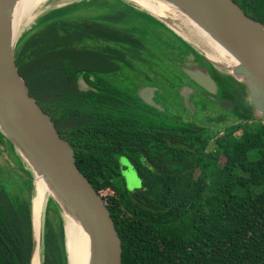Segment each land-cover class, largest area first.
I'll use <instances>...</instances> for the list:
<instances>
[{"label": "trees", "instance_id": "trees-1", "mask_svg": "<svg viewBox=\"0 0 264 264\" xmlns=\"http://www.w3.org/2000/svg\"><path fill=\"white\" fill-rule=\"evenodd\" d=\"M233 1L264 26V0ZM136 11L143 15L138 24ZM151 22L197 54L123 0H79L43 13L20 33L15 64L103 200L120 239L121 264H264V122L240 120L219 129L210 120L171 117L126 91L105 88L109 84L85 63L84 39L97 63L109 61L117 43L125 63L127 56L143 60L145 42L157 37H148ZM79 69H93L103 84L80 91L74 84ZM15 155L25 177L14 171L0 180V264H29L31 250V174ZM121 156L135 166L139 188H125ZM64 245L62 219L48 199L41 264H66Z\"/></svg>", "mask_w": 264, "mask_h": 264}, {"label": "water", "instance_id": "water-1", "mask_svg": "<svg viewBox=\"0 0 264 264\" xmlns=\"http://www.w3.org/2000/svg\"><path fill=\"white\" fill-rule=\"evenodd\" d=\"M19 1L0 0V133L31 174L29 264H33L34 258L37 264L42 261V223L48 199L58 209L62 224L68 218L73 219L85 234V264H121L120 239L103 200L77 168L73 147L29 94L17 70L14 45L20 35L19 25L15 27ZM123 1L161 22L197 51L196 58L201 64L190 61L180 69L189 81L203 90L205 98L228 111H235L239 119L264 122L263 24L247 16L233 0H162L223 50L231 63L222 67L213 63L192 39L176 31L169 19L133 0ZM220 68L226 72L222 73ZM215 73L228 77L229 81L224 77L223 80L229 85V92L224 82L215 81ZM78 85L81 90L86 88L81 77ZM189 86L183 85L179 95L183 106L193 112ZM154 89L142 87L138 96L144 104L161 110L152 99ZM241 102L246 103L245 109ZM36 181H40L46 190L37 215L33 206ZM63 237L66 264H69L65 232Z\"/></svg>", "mask_w": 264, "mask_h": 264}, {"label": "flooded vegetation", "instance_id": "flooded-vegetation-1", "mask_svg": "<svg viewBox=\"0 0 264 264\" xmlns=\"http://www.w3.org/2000/svg\"><path fill=\"white\" fill-rule=\"evenodd\" d=\"M158 30L160 31L159 32L160 36L155 37L154 39H156V38H159V40H160V38L163 39L162 43L163 44L165 43V47L164 46L160 47V49L163 50V54H160L161 55L160 58H161V61L165 60V62H166V61L170 60L168 58V55H165L169 50L168 49V47H169L168 42L170 40H173V38L170 37L171 38L170 39L167 36L166 32L165 31L163 32L162 29H158ZM110 43L112 46L114 45V43L112 41ZM146 43L151 44L147 41H146ZM172 45H173L172 50H174L176 48L175 51L179 52V54H177V52H173L172 58L169 61V64L172 65L176 69L175 70L176 73H179L177 75L178 78L175 81H174V79H171V78H170V80L168 78L162 79L160 74L158 75V74L154 73V70L151 69V66L145 65V64H140V63L138 64L137 63L138 60L134 59L133 57L127 56V59L130 61L125 63L123 60V56H122L124 48H123L122 44H119V43L116 44L117 50L115 49V53L111 54L110 58L108 55L107 58H109V61L106 58L103 60V62H105L104 64H102L103 62L101 60H100L101 63H97V62H95L96 60H93L95 54H94L93 50L90 49L92 46V42L90 41V44L86 43V46L88 49L86 52L85 63H87V66H89V67L93 66L94 67L93 69H96V71H98L99 75L101 74L102 81L109 84V86L104 85L105 88H117V89H119L118 86L115 85V83H114V81H116V76H117V74L115 72H117L118 70L124 69V72L121 75V79L126 84V88H127L126 92L131 97L135 98V96H136L138 99H140L138 96V91L140 88L147 87V86L154 87L155 89L152 91V99L155 103H157L161 107V110H159L157 108H155V109L167 114L166 110L168 107H176L179 111L181 109V110H184L186 113L191 114L193 112H190L186 107L183 106L182 99L179 95V89L185 84L190 85L189 86L191 88V93L189 96L190 100L197 99V98L198 99L203 98V97H205V94L200 87H198L197 85L193 84L191 81L188 80V78L182 73L180 67H182L183 65H187L188 62H190V61L192 63H198V64H201V62L197 60V58L195 57V54H192L191 48L189 49V46H187L185 43H181V45H178V44H172ZM147 47H150V46L147 45ZM185 48L188 49L189 51H187ZM165 57H166V59H164ZM89 61H91L92 64H90ZM152 64L155 65V63H152ZM92 70L79 69L76 71L74 84L79 89L78 80L81 77L83 82H84V85L86 87L84 90L79 89L80 91H84V92H86L88 90L94 91V92L96 91L95 87H97L96 83H98V81L92 75V73H91ZM130 73L135 76L136 82L131 81ZM141 77L144 79V82H142V83H140ZM153 77H155V79ZM216 78L214 77L215 81L220 82L219 78L218 77H216ZM150 80H152V81L149 82ZM103 82H99L97 85H101V84H103ZM93 84H94V86H93ZM221 85L224 87V85L220 83V86ZM172 86H174V88H172ZM226 89L229 90V88H226ZM160 96H164V100ZM166 97L168 98V100H166L167 99ZM140 101H141V99H140ZM169 102H173V103L169 104ZM166 105H167V107H166ZM193 105H194V103H193ZM176 117H178V116H176ZM178 118H181V116H179ZM218 119H222V121H225L224 120L225 116H217L215 118L214 122L217 123L216 121ZM187 120L202 124V123H205L208 119L204 118L201 121H195L194 119H187ZM59 121L61 122V120H59ZM63 124H64V122L62 123V125ZM0 153L7 155L6 159H9V161L6 160L4 162H0V180L2 177L7 176L8 172L13 173L14 171H16L17 174H20L21 176L25 177L24 174H22L23 172L21 171V169H19L18 166L16 165L17 164V158L15 155L16 153L14 154L13 150L7 149V148H2V149H0ZM0 184H3V183H1V181H0ZM4 189H6L5 186H4Z\"/></svg>", "mask_w": 264, "mask_h": 264}, {"label": "rangeland", "instance_id": "rangeland-1", "mask_svg": "<svg viewBox=\"0 0 264 264\" xmlns=\"http://www.w3.org/2000/svg\"><path fill=\"white\" fill-rule=\"evenodd\" d=\"M75 1H79V0H41L39 2V4L37 5L36 12H35V15H34L32 22L34 23L35 22L34 20H36L40 15H42L43 13H46L47 11H49L53 8H57V7H60V6H63V5H66V4L75 2ZM98 4H99V1L93 3V5L97 9H103V5L98 6ZM92 12H90V14ZM141 17H143V15L136 11L133 19H134V21L137 19V21H135L134 24L140 23L141 19H139V18H141ZM32 22H31V24H32ZM31 24L27 23L24 27L25 29L21 28V30L19 32L20 33L24 32L29 27V25H31ZM158 29H159L158 25L154 22H151L149 24V28L147 26L146 32L148 33V37L152 39V38H154L155 34L157 37H159L160 34L156 33V31L160 32ZM166 34L169 38L170 37L173 38L171 36L172 34L170 32H166ZM162 41H163L162 38H160V40H159V38H157V39H154L153 41L147 40V42H149L151 44H148L146 42L145 43H146V45H149L150 47H148V49L144 48V50L143 49L141 50L140 57L143 60L139 59L137 63L138 64L141 62H145L147 64L149 63L151 65V69L154 70V73L158 74V75L160 74L162 79L168 78L170 80V78H171V79H174V81H175L178 78L177 75L179 73H176V71H175L176 69L174 67L173 68L170 67L169 61L171 60L172 53H173V51H172L173 45L172 44L181 45V43L176 38H173V40H170L168 42L169 43V47H168L169 50L165 55H168V58L170 60L165 62V60L161 61V58H160V56H161L160 54H163V50H161L160 47H162V46L165 47V43L163 44ZM84 42H85V44L86 43L90 44V41L88 39H84ZM189 49H190V47H189ZM186 50L189 51L188 49H186ZM196 56L197 55H195V57ZM164 59H166V57ZM89 63L92 64L91 61H89ZM152 63H155V65H153ZM207 66L209 67V64H207ZM220 71L222 73L226 72L223 68H220ZM123 72H124V69L118 70L117 72H115L117 74V76H116V81H114V83H115V85L118 86V88L120 90L127 91L126 84L121 79V75L123 74ZM215 76L218 78H219V76H221L222 78L224 77L226 80L229 81L227 76H223V75L217 74V73H215ZM130 77H131V81L136 82L135 76L132 75L131 73H130ZM153 78L155 79V77H153ZM151 81L152 80H150L149 82H151ZM142 82H144V79L141 77L140 83H142ZM229 90H226V91L229 92ZM227 95L233 99V96H231V93H228ZM160 97L164 100V96H160ZM222 98H225V96L222 95ZM166 100H168V98ZM191 102L194 103V111L191 114L186 113L184 110H181L180 108H179L180 109V111H179L176 107H168L166 110V113L171 117L181 116V119H194L195 121H201L204 118H206L212 122L215 121V118L217 116H225V119H224L225 121L216 123V126H217V128L219 127V129L223 128L224 124H231V123H234L235 121H240V120L243 121L242 119H239L235 115V111H231V110L228 111V110L220 107L215 102L210 101L209 99H207L205 97L199 98V99L198 98L192 99ZM171 103H173V102H169V104H171ZM242 105H243V108L245 109L246 103H242ZM166 107H167V105H166ZM243 116H245V115L243 114ZM58 129H60V128H58ZM240 131H241L240 129L238 131H236V135H238ZM218 134L219 135L222 134V131H219ZM0 145H2L3 148L13 150L10 147L9 143L4 139V137L1 133H0ZM0 149H2V147H0ZM6 158H7V155L0 153V162H4L6 160L9 161V159H6ZM118 162H119V166L121 169V176L124 180L125 188L127 190H130V191L133 189L139 188L141 186V179L139 177V174H138L135 166L131 163V161L128 160L126 157L121 156V157H119ZM62 232L64 235V224H62Z\"/></svg>", "mask_w": 264, "mask_h": 264}, {"label": "bare ground", "instance_id": "bare-ground-1", "mask_svg": "<svg viewBox=\"0 0 264 264\" xmlns=\"http://www.w3.org/2000/svg\"><path fill=\"white\" fill-rule=\"evenodd\" d=\"M41 0H20L16 14L15 27L19 25V31L24 28L27 23L33 21L37 5ZM142 5L152 13L163 18L169 19L170 24L179 33H184L187 38L192 39L206 55L216 65L222 67L231 63V59L215 45L205 34L201 33L189 20L176 11L173 7L162 0H133ZM126 8V7H125ZM123 9V8H122ZM36 17V16H35ZM36 21V20H34ZM163 28V27H162ZM25 29V28H24ZM34 29V28H33ZM177 66V65H176ZM36 197L33 199L35 215L40 211L44 201L46 192L43 184L36 181L35 185ZM66 251L69 264H85L86 261V236L79 228L78 224L68 218L64 223ZM33 264H37L36 258L33 259Z\"/></svg>", "mask_w": 264, "mask_h": 264}]
</instances>
